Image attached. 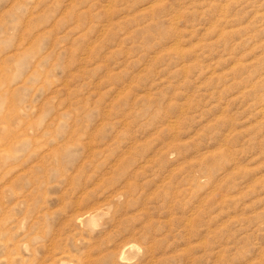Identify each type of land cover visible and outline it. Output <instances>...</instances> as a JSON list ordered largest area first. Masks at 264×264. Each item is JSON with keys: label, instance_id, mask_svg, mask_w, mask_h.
<instances>
[{"label": "rangeland", "instance_id": "1", "mask_svg": "<svg viewBox=\"0 0 264 264\" xmlns=\"http://www.w3.org/2000/svg\"><path fill=\"white\" fill-rule=\"evenodd\" d=\"M0 264H264V0H0Z\"/></svg>", "mask_w": 264, "mask_h": 264}]
</instances>
